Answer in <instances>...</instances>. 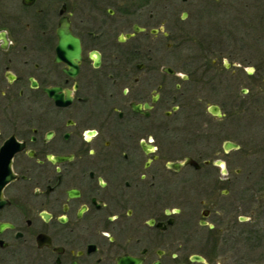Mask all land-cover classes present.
I'll use <instances>...</instances> for the list:
<instances>
[{
  "label": "flooded vegetation",
  "instance_id": "obj_1",
  "mask_svg": "<svg viewBox=\"0 0 264 264\" xmlns=\"http://www.w3.org/2000/svg\"><path fill=\"white\" fill-rule=\"evenodd\" d=\"M235 164L264 176V0H0V264H244Z\"/></svg>",
  "mask_w": 264,
  "mask_h": 264
},
{
  "label": "rangeland",
  "instance_id": "obj_2",
  "mask_svg": "<svg viewBox=\"0 0 264 264\" xmlns=\"http://www.w3.org/2000/svg\"><path fill=\"white\" fill-rule=\"evenodd\" d=\"M234 167H245V170L242 169L241 174L238 176L230 174V176L233 175L232 177L235 176V178L237 179V181L235 182L238 183L239 186L236 185L232 191L230 190V192H228V195L222 197L223 199L221 198V200H224V203L227 204L226 206L228 216L232 218V220H236L237 215L244 210L243 208L247 209L248 204H250L249 207H252V210H254V208L261 209L259 207V204H263L262 201H264V186H262L263 191H256L257 188H253V185L257 184L258 182L264 184V176L261 177L253 171L255 169L254 164L246 166L241 164H235ZM240 201L242 204L240 203ZM245 202H247L248 204ZM238 205H240V208L237 207ZM249 216V225L256 224L257 228H259L258 230L264 232V213L258 214L255 210L253 211V213H250ZM237 226L231 234H238L239 227L241 226H239L238 228ZM252 228L255 227L252 226ZM262 235L263 237H261L259 243H257V240L254 238V235L246 233L245 236L242 238H239L237 236L228 238L227 243L225 244H227L231 252L233 251V249L236 251V248H242V252L240 250H237V252L243 255L242 262L244 264L264 263V233ZM228 262L230 264L231 260Z\"/></svg>",
  "mask_w": 264,
  "mask_h": 264
},
{
  "label": "water",
  "instance_id": "obj_3",
  "mask_svg": "<svg viewBox=\"0 0 264 264\" xmlns=\"http://www.w3.org/2000/svg\"><path fill=\"white\" fill-rule=\"evenodd\" d=\"M62 22L63 23L58 30L59 43L58 46H56L57 51L60 55H62V57L66 59V61H68L72 71L75 72L80 61L79 39L75 36H72L70 33L69 27L67 26L68 22L64 19Z\"/></svg>",
  "mask_w": 264,
  "mask_h": 264
},
{
  "label": "snow or ice",
  "instance_id": "obj_4",
  "mask_svg": "<svg viewBox=\"0 0 264 264\" xmlns=\"http://www.w3.org/2000/svg\"><path fill=\"white\" fill-rule=\"evenodd\" d=\"M249 71H251V69H249Z\"/></svg>",
  "mask_w": 264,
  "mask_h": 264
}]
</instances>
